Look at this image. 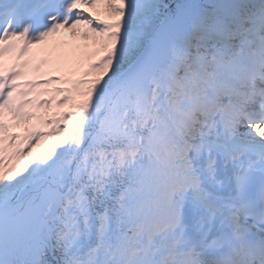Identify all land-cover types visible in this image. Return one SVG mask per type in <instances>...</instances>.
I'll list each match as a JSON object with an SVG mask.
<instances>
[{"label":"snow or ice","instance_id":"6c2138e0","mask_svg":"<svg viewBox=\"0 0 264 264\" xmlns=\"http://www.w3.org/2000/svg\"><path fill=\"white\" fill-rule=\"evenodd\" d=\"M0 264H264V0H0Z\"/></svg>","mask_w":264,"mask_h":264}]
</instances>
